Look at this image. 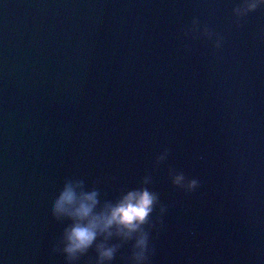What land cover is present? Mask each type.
<instances>
[{"label": "clouds", "instance_id": "clouds-1", "mask_svg": "<svg viewBox=\"0 0 264 264\" xmlns=\"http://www.w3.org/2000/svg\"><path fill=\"white\" fill-rule=\"evenodd\" d=\"M264 6V0H242L234 9L237 17L253 12ZM194 24L197 21H193ZM207 32V29H205ZM220 46V42H217ZM167 154V150L165 155ZM165 156L158 157L163 160ZM150 179L145 178V184ZM172 183L186 191H194L199 186L196 178L187 179L183 172L172 174ZM99 191H87L83 181H66L51 204V214L56 219L67 218L71 224L64 229L62 251L68 264H74L78 258L94 245L98 253V264H113L119 248L107 241L113 236L134 240L132 264H148L150 252V231L156 225L153 213L159 204L158 218L167 212V206L160 203L159 194L148 187L128 190L117 201H107L101 205ZM147 226V228L145 227ZM104 240L97 243L99 237Z\"/></svg>", "mask_w": 264, "mask_h": 264}, {"label": "water", "instance_id": "water-1", "mask_svg": "<svg viewBox=\"0 0 264 264\" xmlns=\"http://www.w3.org/2000/svg\"><path fill=\"white\" fill-rule=\"evenodd\" d=\"M165 1L264 102V6L237 17L242 0Z\"/></svg>", "mask_w": 264, "mask_h": 264}]
</instances>
